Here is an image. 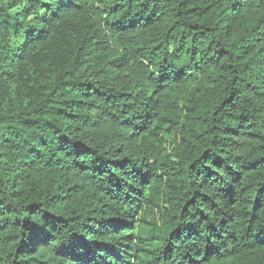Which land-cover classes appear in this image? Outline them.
Masks as SVG:
<instances>
[{
    "label": "trees",
    "instance_id": "trees-1",
    "mask_svg": "<svg viewBox=\"0 0 264 264\" xmlns=\"http://www.w3.org/2000/svg\"><path fill=\"white\" fill-rule=\"evenodd\" d=\"M0 264H264V0H0Z\"/></svg>",
    "mask_w": 264,
    "mask_h": 264
}]
</instances>
